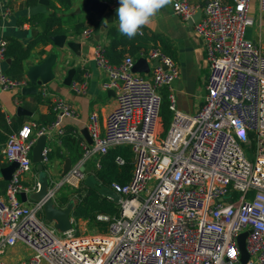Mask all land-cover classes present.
<instances>
[{"label": "built area", "instance_id": "built-area-1", "mask_svg": "<svg viewBox=\"0 0 264 264\" xmlns=\"http://www.w3.org/2000/svg\"><path fill=\"white\" fill-rule=\"evenodd\" d=\"M249 3L172 0V11L183 22H193L200 13L193 31L202 42L208 71L203 102L193 113L177 109L172 84L179 69L158 48L143 57L149 72L142 76L132 71L131 56L111 64L105 47H94L95 66L104 75L101 89L114 93V106L101 128L97 114L89 116L92 144L81 143L82 156L51 182L49 193L55 198L63 187L78 190L92 155L98 156L97 170L110 149L129 146L131 178L125 185L111 184L119 196L118 214L96 217L107 224V232L77 236L72 228L60 234L43 220L40 203L26 206L17 197L39 188L37 179L24 185L36 139L52 132L63 135V120L77 118L67 101L52 99L49 125L25 124L8 134L2 156L17 167L0 197V264H9L1 256L17 247L25 248L28 258L15 264H241L237 237L244 232L245 264H264V42L244 38ZM258 7L264 14V0H258ZM92 35V29H85L81 39ZM6 49L7 41L0 38V92L14 93L27 81L2 70ZM89 77L84 72L71 89L84 94ZM165 89L166 131L161 116ZM41 95L48 93L42 89ZM48 153L44 147L43 164Z\"/></svg>", "mask_w": 264, "mask_h": 264}, {"label": "crops", "instance_id": "crops-1", "mask_svg": "<svg viewBox=\"0 0 264 264\" xmlns=\"http://www.w3.org/2000/svg\"><path fill=\"white\" fill-rule=\"evenodd\" d=\"M66 1L64 0V2ZM100 1L109 3L114 12L119 7L118 0ZM38 2L39 0H0V38L7 41L5 60L1 64L2 70L11 78L25 79L27 81L26 87L30 86L26 78L27 68L39 64L49 54L59 52L49 39H37L44 31L37 33L34 37L31 34L42 24L47 29L48 18H54L58 22L52 26V31H57L55 35H65L67 40L80 43L81 55L75 56L70 50L59 52L57 64L60 67L55 68L56 78L45 86H38L36 94L21 95V90L14 93L0 92V113L5 120L9 121V126L34 124L36 128H39L49 125L54 120V114L51 111L52 99L62 98L77 113L76 119L63 120L64 134L70 130L72 136L80 140V147L81 143L88 146L81 131L84 128L87 129L89 116L96 113L101 128L105 115L114 106V98L101 89L104 75L94 63V47L96 45L105 47L106 57L111 64L119 63L127 55L136 61L138 58H143L151 48H158L168 55L179 69V76L172 84L173 93L176 94L177 109L184 113H193L200 107L203 100L198 99L196 101L194 97L200 92L202 95L205 87L208 67L204 48L202 42L194 34L193 25L189 22H183L175 16L171 5L161 9L150 26L141 29V36L137 34L129 39L118 31V21L101 31L104 22L97 20L92 13L75 15L76 9L85 0H68L69 7L67 8H64L58 0H47L48 6L45 12L29 15V9L37 6ZM191 2L202 5L206 0H191ZM5 9L9 10L6 16H4ZM248 18L250 24L253 21L257 25V31L252 42L263 43L264 14L259 11L258 0H250ZM88 28L93 30V35L91 38L82 40L81 34ZM139 37L144 39L140 41ZM19 55L25 57L22 59H25L24 62L21 60V75L18 74L13 65ZM71 69H74L71 83L81 80L84 72H89L90 77L84 94H77L71 89V84L69 86L63 84L67 72ZM42 89L48 93L47 97H42ZM181 91H184V94H181ZM18 107L23 108L28 114L18 115L16 112ZM35 131L34 128L33 132ZM4 135L6 137L3 136L4 140L0 141V170L9 165L2 156V149L7 140V134ZM63 135L58 136L52 132L46 140L45 147L49 149V153L48 162L44 167L51 181L60 177L65 159L70 160L71 167L79 159L74 152L62 144ZM97 160L98 156L94 154L85 163V166L88 164L85 168L87 176L95 170L94 165ZM36 179L37 177L30 173L29 177L25 176L24 185L30 187ZM7 182L0 173V197L4 196ZM62 192L66 193L67 191H60L54 198L55 202ZM29 193L32 192L26 194ZM28 204L30 203L25 205L28 206ZM70 217L74 224L81 223L84 225L87 222L84 220L74 221L72 214Z\"/></svg>", "mask_w": 264, "mask_h": 264}, {"label": "water", "instance_id": "water-1", "mask_svg": "<svg viewBox=\"0 0 264 264\" xmlns=\"http://www.w3.org/2000/svg\"><path fill=\"white\" fill-rule=\"evenodd\" d=\"M48 6L47 0H39L38 5L29 9V15L37 14L40 12H45L46 7ZM81 13H92L97 20H103L104 26L101 29L103 31L107 28L108 25L113 24L115 21H118V17L116 16V12H114L113 8L110 7L109 3L102 2L100 0H85V2L76 9V14ZM200 13H196L193 18V22L197 23L199 20ZM107 21V22H105ZM46 26L40 25L35 31H33L32 37L36 36L37 33L45 31ZM49 41L51 44L57 48L59 52H65L66 50L72 51L75 56L81 55V46L80 43H76L73 41L67 40L65 35H54L49 37ZM59 52L49 54L42 62L36 65L29 66L26 70V78L28 83L30 84L29 87H24L21 89V95H31L36 94L38 86H45L56 78L55 68L57 66V58L60 55ZM22 60V62H24ZM134 73L138 74H147L149 72V67L144 58H138L132 68ZM74 74V69H71L67 72V76L65 77L63 84L69 86L71 84L72 78ZM107 95L114 97V93L112 91H107ZM205 96V91H202V97ZM18 115H26L28 114L23 108H17ZM81 134L88 145L92 144V141L88 135V131L86 128L82 129ZM47 137L46 135L40 136L36 139V142L31 150V161L32 164L36 166L37 171L40 174L46 173L43 170V158H42V150L46 145ZM17 164L11 163L6 168L0 170L2 178L5 181H9L11 178L12 173L16 169ZM71 168V162L67 158L64 161V165L62 167L60 176H64L68 173ZM39 188L37 191L32 193L26 194L22 192L19 194V200L21 203H40L41 204V211L43 220L46 223L52 224L54 229L59 232L60 234L65 233L72 229L71 223V214L73 210L74 203H69L64 208H59L56 206L54 202V198L50 195L49 190L51 188V180L47 173L42 175V177H37ZM84 185L89 188L95 189L102 197L112 200L113 202L117 203L119 200V196L111 191L110 189L101 186L93 176L88 175L85 180L83 181ZM247 236V232L240 234L237 237V244L238 249L240 251V263L245 264L248 260V254L245 249V238Z\"/></svg>", "mask_w": 264, "mask_h": 264}, {"label": "trees", "instance_id": "trees-1", "mask_svg": "<svg viewBox=\"0 0 264 264\" xmlns=\"http://www.w3.org/2000/svg\"><path fill=\"white\" fill-rule=\"evenodd\" d=\"M64 8L69 7L68 0H58ZM58 23L56 19H47V29L44 33L37 37V39L44 38L48 40L50 36H54L57 31H52L53 24ZM142 35V34H138ZM143 37H139V40H143ZM109 55V54H108ZM25 58L19 55L14 62V68L17 70L18 74L21 75V60ZM161 116L167 127L168 121L170 119V112L168 110V100L167 95H163V104L161 109ZM52 117L49 119L51 121ZM22 124L9 126L6 123L4 116L0 113V141L4 140L6 135L11 132H16L21 128ZM4 136V137H3ZM61 142L69 150L74 152L77 157H81L83 151L79 146V139H75L72 136L71 131H66L61 138ZM82 152V153H81ZM117 160H121L122 164H118ZM99 169L92 171L89 175L93 176L94 179L103 187L111 190L112 183H118L119 185H125L129 182L132 170H133V158L129 146H119L110 149L106 155L100 157L99 159ZM35 170L36 166L34 165ZM43 170L45 167L43 165ZM63 190V188H62ZM60 190V191H62ZM71 190V189H70ZM72 192H62L60 197L56 200L55 204L59 208L66 207L69 203L73 202L72 218L74 221L84 220L87 222H95L96 224L102 225V229L107 225L106 223L100 222L96 219L98 215H106L109 217L116 216L118 214L117 204L112 200L102 197L95 189L89 188L82 182L78 190H71ZM105 225V226H104Z\"/></svg>", "mask_w": 264, "mask_h": 264}, {"label": "clouds", "instance_id": "clouds-1", "mask_svg": "<svg viewBox=\"0 0 264 264\" xmlns=\"http://www.w3.org/2000/svg\"><path fill=\"white\" fill-rule=\"evenodd\" d=\"M171 3L172 0H118V31L129 39L142 34L141 29L150 26L161 9Z\"/></svg>", "mask_w": 264, "mask_h": 264}, {"label": "rangeland", "instance_id": "rangeland-1", "mask_svg": "<svg viewBox=\"0 0 264 264\" xmlns=\"http://www.w3.org/2000/svg\"><path fill=\"white\" fill-rule=\"evenodd\" d=\"M256 31H257V25L254 24V22L252 21V23L249 26H247V28L245 30L244 38L246 40H249V41H254ZM143 76H145V75H143ZM178 90L180 92V89H178ZM162 94L167 95V90L166 89L163 90ZM181 94H184V91H181ZM198 99L203 100L201 92L198 95H195V97H194V100L197 101ZM168 123H169V121H168ZM167 127H168V125H167ZM167 127L165 126L164 121H163L162 129L166 131ZM245 150H247V152H249V153L252 151L251 149L246 148V147H245ZM44 166L46 167L45 164H44ZM87 166H88V164L85 166V168H87ZM30 173L32 175H35L36 177H38V176L42 177V175L46 174V173L40 174L37 170H35L34 165H32V169H31ZM30 173H29V175H30ZM29 175H26V176L29 177ZM63 190H66L67 192H72L70 190V188H68V187H64ZM17 197L19 198V195ZM115 204H117V209H118V203H115ZM31 205H32V203L28 204V206H31ZM39 216H40V214H39ZM102 225L96 224L95 222H86V223H84V225H82L81 223H75V224H72V228L74 230V234L77 236H80V235H87V234H91V233H95V232H102V233L107 232V225L106 226L104 225L105 226L104 229H102L103 228ZM6 255H11V256L13 255V259H9V260L6 259L5 258ZM27 256H28V252L25 248H23V247L18 248L17 247L15 249L10 250L9 252H6V254L4 256H1V259L9 261V264H15L19 260L20 261L21 260H27V258H28Z\"/></svg>", "mask_w": 264, "mask_h": 264}]
</instances>
